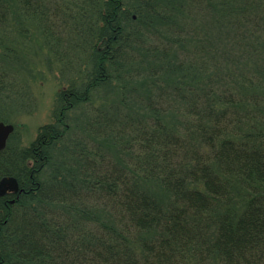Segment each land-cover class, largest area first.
Wrapping results in <instances>:
<instances>
[{"label": "trees", "instance_id": "obj_1", "mask_svg": "<svg viewBox=\"0 0 264 264\" xmlns=\"http://www.w3.org/2000/svg\"><path fill=\"white\" fill-rule=\"evenodd\" d=\"M45 1L0 0V31L78 10L96 45L56 123L0 152L21 189L0 197V264H264V0ZM102 89L111 161L90 173L81 135L56 153Z\"/></svg>", "mask_w": 264, "mask_h": 264}, {"label": "rangeland", "instance_id": "obj_2", "mask_svg": "<svg viewBox=\"0 0 264 264\" xmlns=\"http://www.w3.org/2000/svg\"><path fill=\"white\" fill-rule=\"evenodd\" d=\"M45 2L50 7L49 0ZM125 2L132 5L138 0ZM77 11L72 12L74 18L64 10L56 14L51 7L43 20L20 13L0 31V71L10 75L5 94L0 98V120L16 128L9 143L11 146L27 148L35 142L41 128L55 123L59 116V93L72 83L79 88L85 84V74L91 69L96 43L86 40L87 32L82 25L86 19L79 18ZM78 26L83 30L79 31ZM114 90L117 89L94 91L90 104L69 112L71 134L65 141V148L57 151V156L72 150L76 146L74 140L81 135L80 140L87 143L90 153L88 172H96L93 168L100 166L104 158L101 155L108 156L104 162L109 165L111 156L104 145L106 139L96 127L104 120L99 119L100 109L107 107V100L112 98L109 94ZM96 116H99L98 120ZM86 130L87 134L92 132V137L86 134Z\"/></svg>", "mask_w": 264, "mask_h": 264}, {"label": "water", "instance_id": "obj_3", "mask_svg": "<svg viewBox=\"0 0 264 264\" xmlns=\"http://www.w3.org/2000/svg\"><path fill=\"white\" fill-rule=\"evenodd\" d=\"M15 127L11 124L0 122V152L5 150L10 136L13 134ZM19 183L15 178L6 177L0 181V196L6 195L8 192H17Z\"/></svg>", "mask_w": 264, "mask_h": 264}, {"label": "bare ground", "instance_id": "obj_4", "mask_svg": "<svg viewBox=\"0 0 264 264\" xmlns=\"http://www.w3.org/2000/svg\"><path fill=\"white\" fill-rule=\"evenodd\" d=\"M56 121H57V119H56ZM56 123V122H55ZM55 123H52V124H55ZM47 125H50V124H47ZM44 126H46V125H44ZM15 127V126H14ZM15 130H16V128H15ZM15 130H14V132H13V134L15 133ZM13 134L10 136V138H9V141H8V143H7V147H8V145H9V143H10V140H11V137L13 136ZM6 147V148H7ZM4 151V150H3ZM2 152V151H1ZM13 178V177H12ZM4 179V178H3ZM2 179V180H3ZM17 180V179H16ZM20 185H19V190L17 191V192H15V193H13V192H8L6 195H8V194H10L11 195V193H12V195H14V194H18L19 192H20ZM6 195H4V196H0V197H5ZM15 202V200H13V199H11L10 200V203H14Z\"/></svg>", "mask_w": 264, "mask_h": 264}]
</instances>
